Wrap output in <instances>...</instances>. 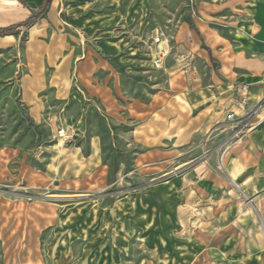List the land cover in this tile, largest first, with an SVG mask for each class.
<instances>
[{"label":"rangeland","instance_id":"rangeland-1","mask_svg":"<svg viewBox=\"0 0 264 264\" xmlns=\"http://www.w3.org/2000/svg\"><path fill=\"white\" fill-rule=\"evenodd\" d=\"M79 1L119 20L109 41L134 47L136 59L121 71L116 54L104 58L98 41L85 37L87 52L107 61L99 63L104 69L94 78L72 71L65 99L45 90L34 118L19 87L22 43L0 51V264H138L153 256L167 264L185 252L191 264H203L206 246L224 252L219 264H264V249L261 255L252 250V227L264 242V202L256 207L231 184L230 201H167L166 186L190 168H212L227 182L222 160L229 149L222 144L237 129L238 119H226L232 111H224L211 137L175 153L137 144L128 117L135 116L132 103L147 104L154 95L166 100L169 81L196 82V89L206 81L217 67L181 39V26L194 24L203 7L227 0H140L142 10L127 21L132 0L117 6ZM59 128L75 134L71 144L57 139ZM204 226L219 230L206 235ZM203 257L215 264L206 252Z\"/></svg>","mask_w":264,"mask_h":264},{"label":"crops","instance_id":"crops-1","mask_svg":"<svg viewBox=\"0 0 264 264\" xmlns=\"http://www.w3.org/2000/svg\"><path fill=\"white\" fill-rule=\"evenodd\" d=\"M43 1L0 0V28L24 22ZM96 1L103 6H117L123 0ZM92 10L93 4L84 1L52 0L45 16L32 27L20 30L15 36H0V51L22 43L25 72L18 75L19 87L34 118L40 114L39 97L45 90L53 89L58 101L65 99L72 71L77 77L94 78L97 70L104 69L99 63L107 61L87 52L85 37L98 41L104 58L108 55L112 60L111 54H116L117 61L123 65L120 68H125L121 71H130L129 64L135 62L134 47L126 42L109 41L111 26L119 20H113L111 13L97 14ZM141 10V1L132 0L125 21ZM194 26L199 35L184 24L181 39L190 42L194 51L217 68L207 73L206 81H201L199 89L195 88L198 87L196 82L185 81L182 87L176 85L177 81L173 82L174 85L169 81L166 100L154 95L147 104L130 105L135 113V116L128 115L135 122L133 138L145 149L167 148L169 153H175L192 145L195 139L211 137L225 110L236 111L239 115L244 113L235 97L234 88L237 86H248L249 105L246 109L264 102V0H227L208 5L197 11ZM202 44L210 50L215 62L211 63L207 51L201 48ZM259 118L262 119L260 125L241 136L225 154L222 165L227 182L212 168H190L188 176L166 186V200L189 204L230 201L233 191L226 185L231 184L246 194L250 202H256V207H261L264 202V111ZM90 159L96 167V156ZM261 213L264 222V210ZM203 229L208 235L210 230L205 226ZM217 230L210 233L215 234ZM252 231V250L261 255L263 238L255 227ZM202 250L203 264L205 252L210 255L211 263H222V250L212 246ZM158 259L153 256L152 262L145 260L138 264H160L155 261ZM192 260L185 252L183 259L167 264H191Z\"/></svg>","mask_w":264,"mask_h":264},{"label":"built area","instance_id":"built-area-1","mask_svg":"<svg viewBox=\"0 0 264 264\" xmlns=\"http://www.w3.org/2000/svg\"><path fill=\"white\" fill-rule=\"evenodd\" d=\"M234 91L238 106L244 111V113L242 115H238L233 112H229L226 116V119L231 122L238 119V125L236 126V131L232 133L231 138L222 144V148L225 147V153L230 148L229 144L235 139L239 140L241 137L240 135L243 132L252 131L260 125L262 119H260L259 116L264 111V102H257L250 105L249 108L246 109L249 105L248 86H237L234 88ZM56 137L63 144H71L74 140L75 134L70 132L68 129L59 128L56 131ZM233 144H231V146Z\"/></svg>","mask_w":264,"mask_h":264},{"label":"trees","instance_id":"trees-1","mask_svg":"<svg viewBox=\"0 0 264 264\" xmlns=\"http://www.w3.org/2000/svg\"><path fill=\"white\" fill-rule=\"evenodd\" d=\"M51 2L52 0H44L41 7L37 11L31 12L30 16L24 22L13 25V26L5 27V28H0V36L1 37L15 36L22 29H29L30 27H32L35 23H37L40 19H42L45 16V14L47 13L50 7ZM189 28L195 31L197 35H199L194 24H189ZM201 48L207 51L211 63L215 62V60L212 59L211 57L210 50L206 48L203 44L201 45Z\"/></svg>","mask_w":264,"mask_h":264}]
</instances>
